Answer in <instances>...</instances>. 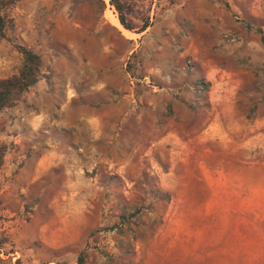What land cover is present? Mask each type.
I'll return each instance as SVG.
<instances>
[{
  "label": "rangeland",
  "instance_id": "374dc122",
  "mask_svg": "<svg viewBox=\"0 0 264 264\" xmlns=\"http://www.w3.org/2000/svg\"><path fill=\"white\" fill-rule=\"evenodd\" d=\"M120 1L8 10L0 264H264V0Z\"/></svg>",
  "mask_w": 264,
  "mask_h": 264
},
{
  "label": "trees",
  "instance_id": "16d2710c",
  "mask_svg": "<svg viewBox=\"0 0 264 264\" xmlns=\"http://www.w3.org/2000/svg\"><path fill=\"white\" fill-rule=\"evenodd\" d=\"M17 1L19 0H0V40L7 39L8 33L13 32L15 28L14 18L9 14L8 10ZM109 3L117 11L119 22L123 28L131 30L124 18L123 3L120 0H109ZM146 27L147 25H144L140 31L145 30ZM256 31L261 34V41L264 44V36L261 31ZM15 48L22 56L21 67L17 74L0 79V111L8 107L17 94L27 90L36 82L40 70L41 60L38 54L20 44H15ZM3 156L4 150L0 147V168L3 164ZM79 262H83L82 257L79 258Z\"/></svg>",
  "mask_w": 264,
  "mask_h": 264
},
{
  "label": "bare ground",
  "instance_id": "6f19581e",
  "mask_svg": "<svg viewBox=\"0 0 264 264\" xmlns=\"http://www.w3.org/2000/svg\"><path fill=\"white\" fill-rule=\"evenodd\" d=\"M112 19H113V21L117 24V25H119L120 26V24H119V22H118V20L119 19H116L115 17H111ZM121 27V26H120ZM122 28V27H121ZM123 29V28H122ZM123 30H125V29H123ZM126 31V30H125ZM127 32V31H126Z\"/></svg>",
  "mask_w": 264,
  "mask_h": 264
}]
</instances>
